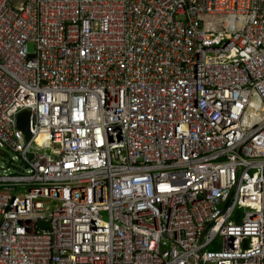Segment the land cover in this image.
<instances>
[{"label":"built area","instance_id":"obj_1","mask_svg":"<svg viewBox=\"0 0 264 264\" xmlns=\"http://www.w3.org/2000/svg\"><path fill=\"white\" fill-rule=\"evenodd\" d=\"M0 148V264H264V0H0Z\"/></svg>","mask_w":264,"mask_h":264},{"label":"water","instance_id":"obj_2","mask_svg":"<svg viewBox=\"0 0 264 264\" xmlns=\"http://www.w3.org/2000/svg\"><path fill=\"white\" fill-rule=\"evenodd\" d=\"M28 119H29V112L24 111L20 113L16 120H17V127L23 131L25 137L28 135ZM46 222H39V226L42 228L46 227Z\"/></svg>","mask_w":264,"mask_h":264},{"label":"rangeland","instance_id":"obj_3","mask_svg":"<svg viewBox=\"0 0 264 264\" xmlns=\"http://www.w3.org/2000/svg\"><path fill=\"white\" fill-rule=\"evenodd\" d=\"M28 49L29 52L32 50V44H28ZM14 156V154L5 149V148H0V172H1V167L5 166V163L9 161Z\"/></svg>","mask_w":264,"mask_h":264}]
</instances>
